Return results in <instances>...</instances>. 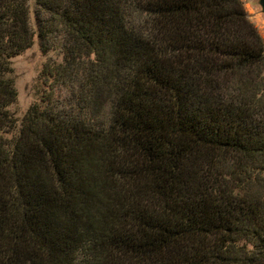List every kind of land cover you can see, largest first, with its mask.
Segmentation results:
<instances>
[{
	"label": "trees",
	"instance_id": "obj_1",
	"mask_svg": "<svg viewBox=\"0 0 264 264\" xmlns=\"http://www.w3.org/2000/svg\"><path fill=\"white\" fill-rule=\"evenodd\" d=\"M33 1L34 25L0 0V264H264V40L243 2ZM35 37L62 59L18 120L11 59Z\"/></svg>",
	"mask_w": 264,
	"mask_h": 264
},
{
	"label": "rangeland",
	"instance_id": "obj_2",
	"mask_svg": "<svg viewBox=\"0 0 264 264\" xmlns=\"http://www.w3.org/2000/svg\"><path fill=\"white\" fill-rule=\"evenodd\" d=\"M244 4L249 20L257 28L264 40V16L261 15L257 0H241ZM31 10V23L34 25L33 10L36 9L33 0H27ZM58 40L53 39L46 43V50H43L41 41L34 38L30 48L11 59L13 68L12 77L17 91L16 100L8 107L10 113L20 120L29 106L40 100L47 89L44 85L46 79L43 70L46 64L59 63L62 55L59 49ZM47 82V81H46ZM54 96L63 102L67 96L63 88H57Z\"/></svg>",
	"mask_w": 264,
	"mask_h": 264
},
{
	"label": "water",
	"instance_id": "obj_3",
	"mask_svg": "<svg viewBox=\"0 0 264 264\" xmlns=\"http://www.w3.org/2000/svg\"><path fill=\"white\" fill-rule=\"evenodd\" d=\"M256 2L259 7L261 15L264 16V0H257Z\"/></svg>",
	"mask_w": 264,
	"mask_h": 264
}]
</instances>
